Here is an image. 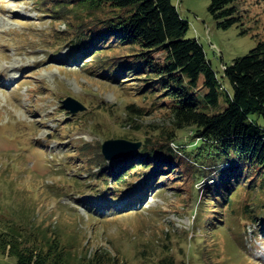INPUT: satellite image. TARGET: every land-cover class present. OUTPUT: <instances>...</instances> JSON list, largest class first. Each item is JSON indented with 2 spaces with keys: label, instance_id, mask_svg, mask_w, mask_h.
Instances as JSON below:
<instances>
[{
  "label": "rangeland",
  "instance_id": "1",
  "mask_svg": "<svg viewBox=\"0 0 264 264\" xmlns=\"http://www.w3.org/2000/svg\"><path fill=\"white\" fill-rule=\"evenodd\" d=\"M43 2L0 0V230L20 232L21 248L56 238L74 258L108 251L117 264H264V234L250 213L237 203L235 211L217 213V201L205 199L215 184L206 174L219 168H204L186 154L198 142L190 128L177 131L169 145L177 178L158 186L146 176L128 178L116 193L114 177L103 187L104 166H119L133 152L103 161L99 146L124 138L141 141V152L148 135L174 130L171 111L155 104L160 96L143 91L140 76L114 73L131 47L106 51L102 62L93 57L97 51L87 53L90 40L79 52L72 42L78 24ZM72 2L73 11L78 3ZM175 3L190 22L188 37L204 46L219 77L264 39V0H242L243 23L229 29L217 27L211 0ZM115 54L123 57L112 61ZM68 97L85 109L71 112L63 105ZM226 104L203 102L201 109L218 113ZM10 250L0 252V264L16 263Z\"/></svg>",
  "mask_w": 264,
  "mask_h": 264
},
{
  "label": "trees",
  "instance_id": "2",
  "mask_svg": "<svg viewBox=\"0 0 264 264\" xmlns=\"http://www.w3.org/2000/svg\"><path fill=\"white\" fill-rule=\"evenodd\" d=\"M241 1L211 0L209 11L217 27L229 29L243 23L238 6ZM77 3V9L72 11V0L46 2L48 11L52 9L57 17L65 16L78 24L72 42L79 52L88 47L85 43L90 40L92 46L87 53L97 51L93 57L102 62L106 51L131 47L130 58L120 60L114 73L140 76L143 91L161 97L155 104L169 107L174 129L163 134L164 137L153 132L141 152H133L119 166L113 163L112 168L104 166L103 187L107 179L114 177L118 179L116 193L128 178L146 176L149 183L155 181L157 186L177 178L178 168L172 167L176 157L169 145L177 140V131L190 128L198 142L186 154H193L204 168H219L206 174L214 175L210 179L215 184L208 188L205 199L212 204L217 201V213L226 209L233 212L237 203L238 211L250 213V221L260 227L257 233L264 234V126L258 120L264 118V39L233 64L225 65L224 74L219 77L204 46L196 37H188L190 22L182 17L175 0H77ZM120 57L123 56L115 54L112 61ZM221 99L227 103L222 111L209 113L201 109L203 102L219 105ZM129 108L139 110L134 105ZM99 152V158L105 161L102 145ZM179 177H183L182 173ZM242 193L246 194L244 201ZM117 203L124 204L123 200ZM123 209L122 212L130 206ZM20 237L22 234L14 229L10 233L0 230V252L10 247L16 258L13 264L118 263L108 251L97 250L74 258L71 250L56 238L33 248H21Z\"/></svg>",
  "mask_w": 264,
  "mask_h": 264
},
{
  "label": "water",
  "instance_id": "3",
  "mask_svg": "<svg viewBox=\"0 0 264 264\" xmlns=\"http://www.w3.org/2000/svg\"><path fill=\"white\" fill-rule=\"evenodd\" d=\"M73 104H77L78 107L74 108ZM63 105L73 113H78L85 109L82 104L78 103V101L71 97L66 98L63 101ZM141 145V141H131L124 138L107 139L102 143V153L107 160H113L135 152L141 147Z\"/></svg>",
  "mask_w": 264,
  "mask_h": 264
}]
</instances>
